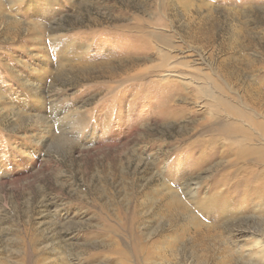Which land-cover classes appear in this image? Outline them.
I'll return each instance as SVG.
<instances>
[{
  "label": "rangeland",
  "instance_id": "rangeland-1",
  "mask_svg": "<svg viewBox=\"0 0 264 264\" xmlns=\"http://www.w3.org/2000/svg\"><path fill=\"white\" fill-rule=\"evenodd\" d=\"M207 75L249 105L264 0H0V264H264Z\"/></svg>",
  "mask_w": 264,
  "mask_h": 264
},
{
  "label": "bare ground",
  "instance_id": "bare-ground-1",
  "mask_svg": "<svg viewBox=\"0 0 264 264\" xmlns=\"http://www.w3.org/2000/svg\"><path fill=\"white\" fill-rule=\"evenodd\" d=\"M231 44L233 45L234 49H239V50L242 49L243 50V49L248 48L247 46L242 45L241 43L235 44V42H233ZM226 61L227 60H224V63H226ZM249 61H250V59H249ZM245 62H247V61H245ZM250 67H252V64ZM219 68H221L220 64H219ZM257 70H260V69H257ZM205 80H206V85H207L206 90H207L208 94L210 92L211 94H213L217 98L219 97L218 99H220L223 102L222 104L225 107H228L230 110H232V112L229 115L232 116L233 122L229 126L222 128L220 130V134L224 138H226L230 141L234 140L236 143L239 141L241 148H240L239 152H237V155L244 156L246 153L252 155L253 161H255V163H256V167H258L257 169H259V170L261 169L258 172L255 170V172H254L255 180L254 181L257 182L256 184L261 183V180L259 177L264 176V168H263L264 167V118L260 119L258 117V115H256L253 112V110L249 107L253 106L252 108H257L259 111L261 110L259 108L260 105H258L259 103L257 102V100L259 98L262 100L264 99V85L260 84L259 80H256V79L253 81V84L250 85L248 83L251 87L243 90V96L247 100V103H249V105H250V106L248 105L249 106L248 107L247 105L239 104L240 100L238 101L235 98V94L232 93L231 91L228 90V92L226 93L224 91V90H226L225 87L221 83L219 85V83L217 81L218 79H216L214 76L207 75L205 77ZM215 90H216V93H213V91H215ZM255 95L259 96L258 99L255 97ZM239 138H242V139L240 140ZM250 142H251V146H250ZM212 144H214V143H209L208 145L210 146ZM223 155H224V153H223ZM260 195H262V197H264V193H261ZM255 243H256L255 246L258 249V251L255 255L260 259L259 260L260 262H264V242L258 240Z\"/></svg>",
  "mask_w": 264,
  "mask_h": 264
}]
</instances>
